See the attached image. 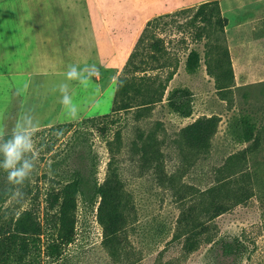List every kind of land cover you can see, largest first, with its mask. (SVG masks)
<instances>
[{
	"label": "rangeland",
	"instance_id": "1",
	"mask_svg": "<svg viewBox=\"0 0 264 264\" xmlns=\"http://www.w3.org/2000/svg\"><path fill=\"white\" fill-rule=\"evenodd\" d=\"M207 1L213 0H0V130L10 133L28 110L41 129L34 138L37 168L27 181L31 192L0 203V227L30 209L46 230L44 242L53 231L49 190L74 170L86 181L75 241L60 258L43 257V264H264V0H218L227 18L223 30L214 25L204 30L200 20L193 21L196 8ZM157 38L163 50L154 55L149 44ZM137 47L135 60L144 63L145 72L126 66ZM193 48L201 63L189 73L185 64ZM219 60L234 74L224 90L208 71ZM69 64L98 69L88 89L69 82L80 108L74 121L53 92L66 82ZM127 74L136 78L129 91L133 107L113 112L116 99L121 101L119 78ZM164 85L163 100L142 107ZM178 86L192 91L189 117L168 106L169 91ZM109 113L116 122L103 133L99 118ZM211 115L221 119L218 130L210 149L198 151L182 139V128ZM247 115L255 136L242 141ZM90 117L98 118L80 126L76 138L73 131L57 137V129L49 128ZM146 145L161 154L159 171L157 159L145 160ZM112 155L135 210L125 233L127 248L118 256L103 246L98 203L92 201L94 184L104 181ZM5 176L0 172V193L9 187ZM211 190L229 209L211 221L200 217L211 226L200 237L211 234L212 241L189 251L182 212ZM223 240L241 242V252L225 254Z\"/></svg>",
	"mask_w": 264,
	"mask_h": 264
},
{
	"label": "trees",
	"instance_id": "2",
	"mask_svg": "<svg viewBox=\"0 0 264 264\" xmlns=\"http://www.w3.org/2000/svg\"><path fill=\"white\" fill-rule=\"evenodd\" d=\"M198 20L203 23L204 30L211 25L223 30L227 25V18L221 13L218 0L207 1L199 5L193 16V21ZM146 35L148 34L141 37L139 42H144ZM160 41V38L153 39L151 44H149L154 55L155 51L163 50ZM138 52L137 47V50L132 52L127 62L126 66L132 68L131 72L147 71L143 65L144 63L136 62L135 60ZM218 62L219 64L216 67L218 66L219 70L210 64L208 65V71L210 74L216 76L218 88L224 90L229 86V82L234 75L233 69L230 66L225 68L221 60ZM200 63V51L196 48L191 49L186 59V70L189 73H195ZM119 81H123L122 85L119 84L117 88V96H121V101L116 99L113 112L133 107L129 91L130 88L137 86L136 78H134V75L130 78L127 74V76H120ZM166 88L167 85H164L161 93L159 91L153 92L150 98L141 103L142 107H149L153 103L162 101ZM167 101L170 109L181 116L189 117L193 114L194 106L190 88L178 86L171 89L167 96ZM97 118H84L77 123H59L49 128L62 130L63 135L73 131L72 137L76 138L80 133V126L89 122H92L94 125ZM99 120L103 123L100 127L103 133L106 132L111 123L116 122L115 116L111 113L100 116ZM220 120L218 115L197 118L182 128V139L198 151H208L212 145V138L218 130ZM242 124L243 129L240 134V140L250 141L255 136L256 126L248 115L243 117ZM117 137L120 138V130L117 131ZM49 149L52 150L53 145H50ZM143 156L147 162H153L154 159H157V163L155 164L157 170H160L161 154L159 155L158 149L153 154L151 149L146 145L143 148ZM0 172L3 171L0 170ZM72 172L76 173L62 178L59 186H53L48 192V208L54 210L52 218H50L53 231H51L44 242L43 236L46 230L30 209L23 210L14 222L0 227V264H43V257L60 258L65 247L75 241L77 235L78 202L80 196L86 194V181L80 173L81 171L74 170ZM13 192L14 189L11 186L3 190L0 193V203L11 196ZM23 192H31L27 182L23 188ZM213 196L215 197L213 191L211 193L207 192V194L204 192L197 204L191 205L182 212L181 225L185 227L184 232H182L188 233L185 246L189 251L196 250L203 241H212L211 234H207L208 236L204 239L202 238L206 236L211 226L207 222L201 221L200 217L204 215L207 221H211L229 209L227 205L216 202ZM94 197L92 201L94 205L98 203L97 217L104 232L103 246L112 255L118 256L121 250L123 251L127 248L128 243L126 242L127 236L125 233L130 226L135 210L130 194L125 189L115 155H112L110 158L104 181L102 183L96 181L94 184ZM221 248L225 254H238L242 250V244L239 241L223 240L221 241Z\"/></svg>",
	"mask_w": 264,
	"mask_h": 264
},
{
	"label": "clouds",
	"instance_id": "3",
	"mask_svg": "<svg viewBox=\"0 0 264 264\" xmlns=\"http://www.w3.org/2000/svg\"><path fill=\"white\" fill-rule=\"evenodd\" d=\"M98 69L95 64H69L65 72V81L57 85L53 92L59 93V103L62 111L69 120H77L80 114L79 105L74 102L69 82H77L82 88L88 89L92 85L93 77ZM122 85L123 81L118 82ZM18 93L22 90H17ZM40 123L31 110L25 111L12 127L10 133L0 130V170L6 176L9 186L14 189L13 195L19 200L23 199V188L30 180L37 168L38 154L35 137L40 131ZM53 135L60 137L62 130Z\"/></svg>",
	"mask_w": 264,
	"mask_h": 264
}]
</instances>
